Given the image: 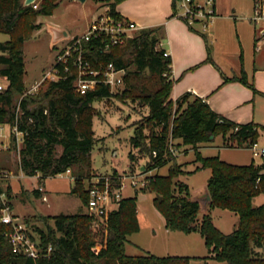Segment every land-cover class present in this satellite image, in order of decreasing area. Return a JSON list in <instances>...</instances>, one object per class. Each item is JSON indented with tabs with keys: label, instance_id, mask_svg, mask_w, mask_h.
Segmentation results:
<instances>
[{
	"label": "trees",
	"instance_id": "obj_1",
	"mask_svg": "<svg viewBox=\"0 0 264 264\" xmlns=\"http://www.w3.org/2000/svg\"><path fill=\"white\" fill-rule=\"evenodd\" d=\"M122 1L105 0V5L110 6L114 16L121 17L117 5ZM23 3L24 0H0V32L11 35L10 40L0 42V76L10 81L0 92V124L11 127L14 146L16 123L23 132L19 163L25 175L40 174L42 182L46 177L70 170L76 176L72 192L86 203L84 179L92 173V152L98 142L93 128L97 115L94 103L131 95L149 108L147 115L132 124L131 167L143 157L148 159V172L169 165L168 173L155 174L150 185V191L161 197L155 198V205L164 216L166 227L185 233L199 232L211 257L225 264H264V256L257 252L264 248V203L253 205L254 197L264 194V162L240 165L219 155L204 156L199 149L196 151L195 161L202 165L195 171L212 170L207 185L212 199L209 208L220 207L239 215L237 228L224 233L215 226L210 212L199 219V202L192 199L189 185L177 180L189 172L183 163L176 161L170 147V138L180 140L179 145L200 147L228 132L233 147H250L264 133V125L233 121L191 92L173 100L172 58L164 56L165 50L157 47L165 38L163 26L144 28L127 43L112 46L109 51H103L96 39L86 42L87 56L94 67L113 62L126 68L127 89L122 94L113 93L105 84L80 94L74 87V77L68 75L46 82L35 95L25 96L21 111L17 112V96L26 92L24 43L38 28L36 18L53 14L59 0H42L38 8ZM241 80L254 88L245 78ZM133 148L138 149V155ZM1 194L0 188V218ZM40 220L47 223V229L38 230L41 257L34 259L14 253L7 236L11 226L0 219V264H190L194 258L126 253L128 235L140 229L137 198L133 196L125 197L119 209L108 214L99 226L92 225L90 218L81 212L41 216ZM48 220H54L55 224L49 225ZM26 222L30 224L29 220Z\"/></svg>",
	"mask_w": 264,
	"mask_h": 264
},
{
	"label": "rangeland",
	"instance_id": "obj_2",
	"mask_svg": "<svg viewBox=\"0 0 264 264\" xmlns=\"http://www.w3.org/2000/svg\"><path fill=\"white\" fill-rule=\"evenodd\" d=\"M254 0H232V7L237 11V15L244 13L250 15ZM105 11V0H86L85 2H73L72 0H59V4L51 15H40L35 23L38 25L32 32L23 46V57L26 65L25 88L26 91L32 86L36 79L48 71L59 52V49L65 42H58L52 47V30L58 28L67 29L70 35H81L85 33L91 22ZM174 14V6L173 12ZM241 15V14H240ZM186 23V22H185ZM187 24V23H186ZM188 26V25H187ZM224 29L229 31L227 37L219 41L218 46L221 49L237 51L241 47L235 29L237 28L244 35L249 50L251 45L252 27L246 19L238 21L225 20ZM233 32V37L230 36ZM207 34H209L207 32ZM200 36H202L200 34ZM11 39L8 33L0 32V42H6ZM205 41V39H204ZM245 41V42H246ZM248 50V51H249ZM239 52V51H238ZM235 53V52H234ZM250 54V53H249ZM234 61L240 60L239 56H230ZM229 59V58H228ZM251 60V55L249 56ZM264 60V57L262 58ZM127 86L124 85L118 93L124 92ZM20 96H17V100ZM97 115L94 118V132L98 142L92 152L93 166L92 172L97 171H115L123 174L143 173L140 179H144V185L135 190L128 188L125 191L126 197H136L138 205V217L140 229L128 235L126 240V253L128 255H142L153 253L159 256H189L190 264H225L211 257L209 248L205 240L199 234L187 236L184 232L167 229L165 219L158 212L155 205L156 192L150 191V185L155 174H166L169 165L160 170L147 171L146 157L137 160V164L131 167L129 153L132 149L130 138L134 133L133 121L142 119L147 115L149 108L142 104L138 99L129 96H114L109 99H103L94 103ZM133 118V119H129ZM0 188L2 190L1 199L3 205L5 202L11 208V211L26 221L29 220V232L39 239V229H47V223L40 220L41 216H54L59 214L83 213L90 218L92 225L99 221L87 214L86 205L78 194L72 192L74 181L71 179V171L49 176L39 181L35 177H29L20 169L19 149L22 141L18 140L14 146L11 138V127L7 124H0ZM19 138V137H18ZM21 139V135H20ZM180 140L170 138V147L172 153L176 156L178 163L188 166L195 162L196 151L201 147L193 145H179ZM260 145H264V135L259 139ZM208 144V143H206ZM208 147H203L204 156L219 155L221 159L234 164H249L255 162L263 163V158L259 153H254L249 147H233L235 144L230 139V133L226 136L220 134L214 141L209 143ZM138 155V149L133 148ZM192 168V166H190ZM142 168L144 170H142ZM210 170H198L189 174L187 177H181L190 185V190L194 196H199L202 192L199 189L207 190ZM43 186L49 197L48 202L37 198L35 194L36 187ZM44 191V190H43ZM42 191V192H43ZM264 203V194H260L253 199V205L259 206ZM215 225L224 233H231L238 224L236 214L230 210L216 208L213 212ZM49 225L55 224L54 220H48ZM236 223V225H235ZM257 252L264 256V248L257 249ZM214 256V254H213Z\"/></svg>",
	"mask_w": 264,
	"mask_h": 264
},
{
	"label": "crops",
	"instance_id": "obj_3",
	"mask_svg": "<svg viewBox=\"0 0 264 264\" xmlns=\"http://www.w3.org/2000/svg\"><path fill=\"white\" fill-rule=\"evenodd\" d=\"M72 1L80 2L78 0ZM173 6L174 0H123L117 5V11L123 17L135 21L143 28L163 26L165 38L162 40V44L163 48L169 51L172 58V78L175 80L171 98L177 100L185 93L191 92L194 96L204 98L213 110L233 121L238 123L255 122L264 125V60H262L264 48L261 51L255 49V31L250 21L253 8H251L249 16L244 13L237 15V10L232 7V0H216L217 18L210 32H208L209 34H205V36L201 34L202 36H200V33L187 26L188 24L184 20L174 16L172 13ZM239 19H246L252 27V35L249 39L251 49L249 50L244 35L237 28L235 31L241 51L237 49L234 53L233 51L221 49V45L218 46L219 41L229 35V31L224 29L223 23L225 20L238 21ZM230 36L233 37V32H230ZM232 55L239 56L240 60L233 61L230 57ZM250 55L251 60L249 61ZM209 57L210 60H208ZM233 77L236 79L226 81L227 78ZM242 77L248 83L253 84L254 88L242 81ZM263 135L264 133L260 137ZM208 145L210 144H204L201 149L208 147ZM195 159L192 160L195 161ZM201 165V162L195 161L188 166L184 165V169L191 174ZM205 169H209L210 175H212L210 168L200 170ZM189 174H182L177 180L189 185L186 180L181 178L187 177ZM29 177H35L38 179L39 184L41 183L39 180L40 174ZM190 192L194 196L193 191L190 190ZM198 192L203 193L205 189H199ZM35 194L37 198L42 199L44 202L49 201L45 188L42 192L36 187ZM216 208L220 207H208L214 224L213 212ZM203 214V211H201L199 219L202 218ZM235 214L238 218V224L239 215ZM185 234L187 236L199 234L203 237L199 232Z\"/></svg>",
	"mask_w": 264,
	"mask_h": 264
},
{
	"label": "built area",
	"instance_id": "obj_4",
	"mask_svg": "<svg viewBox=\"0 0 264 264\" xmlns=\"http://www.w3.org/2000/svg\"><path fill=\"white\" fill-rule=\"evenodd\" d=\"M41 1L35 0L32 6L38 8ZM174 3L175 17L184 20L190 28L200 34L205 35L210 32L217 18L216 0H174ZM250 21L255 31V49L261 51L264 48V0L254 1ZM142 29L144 28L133 20L122 15L121 17L114 16L110 12V6L105 5L104 13L98 15L91 22L85 33L70 35L69 38L63 41L65 44L59 49L52 67L41 78L36 79L29 90L20 96L17 101V112L21 111V102L25 96L35 95L46 82L58 81L68 75L74 77V87L80 94H87L101 84L109 85L113 93H118L125 85L126 68H119L113 62L94 67L87 56L85 44L92 39H96L103 51H109L112 46L127 43ZM157 47L159 49L163 48L162 41ZM164 50V56H170L169 51ZM9 84V79L0 76V92L4 91ZM13 132L17 141H22L23 132L18 130L17 123L13 128ZM249 148L254 153H259L264 160V145H260L259 140L252 143ZM0 174L3 173L0 172ZM142 176L143 173L141 172L123 174L115 171H97L92 172L84 179V186L88 194L85 203L87 214L99 220L96 226L104 223L108 214L119 209L121 201L126 197L125 191L128 188L135 190L144 185V179H140ZM71 179L75 183L76 176L73 175ZM39 190L43 191V186H40ZM0 219L2 223L11 226L7 236L14 253L27 255L34 259L41 257L39 243L31 237L28 231L29 224L16 216L7 202L3 205ZM50 250L51 247L48 251Z\"/></svg>",
	"mask_w": 264,
	"mask_h": 264
},
{
	"label": "water",
	"instance_id": "obj_5",
	"mask_svg": "<svg viewBox=\"0 0 264 264\" xmlns=\"http://www.w3.org/2000/svg\"><path fill=\"white\" fill-rule=\"evenodd\" d=\"M34 1L35 0H24L23 4L24 6H31ZM78 1L85 2L86 0H78ZM52 32H53L52 33V47H55L58 44V42H62L65 39L70 37V33L68 32L67 29H64V28L53 29ZM157 197L161 198L159 195H157ZM192 199L199 202L200 211H203L204 214L209 212L208 207L210 206V202L212 199H211V195L208 189L205 190V192H203L199 196H192Z\"/></svg>",
	"mask_w": 264,
	"mask_h": 264
}]
</instances>
